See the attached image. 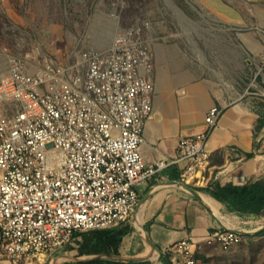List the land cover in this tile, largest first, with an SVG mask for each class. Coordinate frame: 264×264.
I'll use <instances>...</instances> for the list:
<instances>
[{
	"label": "built area",
	"instance_id": "built-area-1",
	"mask_svg": "<svg viewBox=\"0 0 264 264\" xmlns=\"http://www.w3.org/2000/svg\"><path fill=\"white\" fill-rule=\"evenodd\" d=\"M146 29L131 26L107 52L85 51L72 65L47 58L36 69L30 54L10 59L0 81L2 264H35L76 242V233L129 223L137 188L167 167L147 163L141 151L155 95ZM221 114L212 107L207 131L180 140L183 182L203 178L208 136ZM242 241L233 229H217L207 244L228 250ZM192 247L174 246L185 264L198 263Z\"/></svg>",
	"mask_w": 264,
	"mask_h": 264
},
{
	"label": "crops",
	"instance_id": "crops-1",
	"mask_svg": "<svg viewBox=\"0 0 264 264\" xmlns=\"http://www.w3.org/2000/svg\"><path fill=\"white\" fill-rule=\"evenodd\" d=\"M197 2L199 10L193 11L205 34L199 38L201 45L192 47L190 32L178 37L170 34V39L162 41L158 36L147 37L154 51L155 95L141 151L147 163L164 160L167 167L137 188L140 200L128 223L133 231L124 238L120 255L112 258L161 264L162 256L169 254L173 264H185L184 254L174 246L186 241L193 243L197 264H209L201 256L213 258L238 246L225 250L219 244L208 245V237L217 229H233L246 243L264 237V216L230 213L207 190L264 180V127L256 129L264 104H253L245 94H241L243 99L229 100V93L217 83L235 80L237 50L244 66L251 64L252 52L264 50V7L241 11L226 0ZM253 21L257 31H247L253 28ZM214 64L220 67H208ZM214 106L222 114L208 136L209 164L200 182H184L197 196L181 184L186 162L176 161L178 145L183 137L207 131L206 118ZM195 244L201 246L197 251ZM84 257L76 261L98 256ZM210 264H215V259Z\"/></svg>",
	"mask_w": 264,
	"mask_h": 264
},
{
	"label": "rangeland",
	"instance_id": "rangeland-1",
	"mask_svg": "<svg viewBox=\"0 0 264 264\" xmlns=\"http://www.w3.org/2000/svg\"><path fill=\"white\" fill-rule=\"evenodd\" d=\"M226 1L241 11L264 7V0ZM198 8L197 0H0V81L9 73L13 57L30 54L28 62L36 69L47 58L72 65L85 51L107 52L118 33L135 25L148 24L146 37L158 36L159 41L170 39V34L178 37L190 32L195 48L205 35L193 11ZM252 27L247 31H257L254 21ZM250 58L251 64L244 66L237 50L235 80L217 83L229 93V100L243 99L245 94L253 104H264V50L252 52ZM208 67L217 70L220 64ZM237 245L213 258L201 254V259L209 264L212 259L215 264H264V237ZM71 246L76 248L77 243L35 264L76 261L77 251Z\"/></svg>",
	"mask_w": 264,
	"mask_h": 264
},
{
	"label": "trees",
	"instance_id": "trees-1",
	"mask_svg": "<svg viewBox=\"0 0 264 264\" xmlns=\"http://www.w3.org/2000/svg\"><path fill=\"white\" fill-rule=\"evenodd\" d=\"M264 127V114L261 115L257 131ZM252 156L253 154H248ZM204 191L206 188H196ZM217 201L223 203L230 213L247 216H264V180L252 181L244 185H226L222 188L207 189ZM133 231L128 223L111 229L91 230L76 233V257L98 256L86 261H69L63 264H148L147 261H123L105 257L120 255L124 238ZM264 234V231L262 232ZM151 264V263H150ZM161 264H173L169 254H164Z\"/></svg>",
	"mask_w": 264,
	"mask_h": 264
},
{
	"label": "water",
	"instance_id": "water-1",
	"mask_svg": "<svg viewBox=\"0 0 264 264\" xmlns=\"http://www.w3.org/2000/svg\"><path fill=\"white\" fill-rule=\"evenodd\" d=\"M181 184L186 188L188 189L189 191H191L192 193L196 194L197 196H199V194L189 185V184H186L184 182H181ZM149 238V237H148ZM150 241V244L152 245V242L151 240L149 239ZM105 257H115V256H108V255H105Z\"/></svg>",
	"mask_w": 264,
	"mask_h": 264
},
{
	"label": "bare ground",
	"instance_id": "bare-ground-1",
	"mask_svg": "<svg viewBox=\"0 0 264 264\" xmlns=\"http://www.w3.org/2000/svg\"><path fill=\"white\" fill-rule=\"evenodd\" d=\"M210 198V197H209ZM207 199V198H206ZM208 201V200H207ZM210 201V200H209ZM136 224L139 226V227H141V219H140V216L139 215H137L136 216Z\"/></svg>",
	"mask_w": 264,
	"mask_h": 264
}]
</instances>
